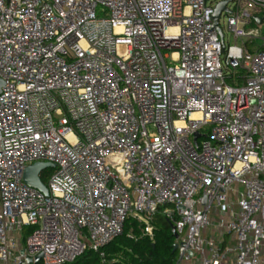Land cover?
Here are the masks:
<instances>
[{
  "label": "built area",
  "instance_id": "1",
  "mask_svg": "<svg viewBox=\"0 0 264 264\" xmlns=\"http://www.w3.org/2000/svg\"><path fill=\"white\" fill-rule=\"evenodd\" d=\"M263 25L264 0H0V264L158 213L176 264H264Z\"/></svg>",
  "mask_w": 264,
  "mask_h": 264
},
{
  "label": "trees",
  "instance_id": "2",
  "mask_svg": "<svg viewBox=\"0 0 264 264\" xmlns=\"http://www.w3.org/2000/svg\"><path fill=\"white\" fill-rule=\"evenodd\" d=\"M156 216L153 239L144 235L139 223L130 217L113 242L99 251L87 249L71 264H173L177 252L173 223L163 215L157 221ZM31 231L32 227L25 228L26 235Z\"/></svg>",
  "mask_w": 264,
  "mask_h": 264
},
{
  "label": "water",
  "instance_id": "3",
  "mask_svg": "<svg viewBox=\"0 0 264 264\" xmlns=\"http://www.w3.org/2000/svg\"><path fill=\"white\" fill-rule=\"evenodd\" d=\"M226 4H227V1H222L220 2L216 9H215V12H214V15H213V19H214V27L218 30L221 38L223 37V33L219 27V24H218V19H219V16H220V13L223 11V10H226ZM257 20L259 22H261V18H257ZM0 84H2L1 80H0ZM55 165L53 163H50V162H36L32 165H29L26 167L25 169V172H24V181L29 185V186H32V187H35V188H38L40 189L41 191H43L45 194H48V188L47 186L44 184V182L41 180V178L39 177V173L42 169L44 168H47V167H54ZM172 230H173V234H174V237L175 239L178 238V233L174 227V225H172ZM177 243L174 244V250L176 251L177 250ZM43 256V254H39L37 257H36V261L39 260L41 257ZM29 261H31V259H29Z\"/></svg>",
  "mask_w": 264,
  "mask_h": 264
},
{
  "label": "rangeland",
  "instance_id": "4",
  "mask_svg": "<svg viewBox=\"0 0 264 264\" xmlns=\"http://www.w3.org/2000/svg\"><path fill=\"white\" fill-rule=\"evenodd\" d=\"M226 14H223L222 17H221V20H220V23H221V26L224 27L225 26V23H226ZM262 32V34H264V25L261 27V31L260 33ZM225 42L228 44V43H232V38H231V35L230 34H227L226 33V37H225ZM259 43V40L258 42ZM48 171L49 172H52L54 171L52 168H48ZM43 181H45V179L43 178ZM162 217V215L160 213L157 214L156 218H157V221ZM24 236L26 235V232L24 230ZM178 260V252H176V255H175V260H174V263L173 264H176V261ZM68 264H71V262H68ZM77 264V263H76Z\"/></svg>",
  "mask_w": 264,
  "mask_h": 264
}]
</instances>
